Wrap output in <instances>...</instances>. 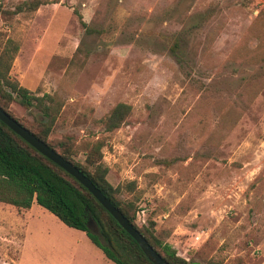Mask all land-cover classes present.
I'll list each match as a JSON object with an SVG mask.
<instances>
[{
	"label": "rangeland",
	"instance_id": "rangeland-1",
	"mask_svg": "<svg viewBox=\"0 0 264 264\" xmlns=\"http://www.w3.org/2000/svg\"><path fill=\"white\" fill-rule=\"evenodd\" d=\"M25 1L0 0V53L10 40V77L60 101L48 138L101 140L106 181L133 182L136 224L185 261L264 264V0H39L12 13ZM118 103L127 121L106 133L98 120ZM74 243L37 205L0 203V264H88Z\"/></svg>",
	"mask_w": 264,
	"mask_h": 264
},
{
	"label": "trees",
	"instance_id": "trees-1",
	"mask_svg": "<svg viewBox=\"0 0 264 264\" xmlns=\"http://www.w3.org/2000/svg\"><path fill=\"white\" fill-rule=\"evenodd\" d=\"M44 4L46 2L39 0L25 1L12 13L24 10L33 12ZM79 21L85 32L91 33L80 19ZM16 51L17 46L7 40L0 53V110L82 173L167 264H197L185 261L177 256L169 245L160 241L154 234L151 222L147 226L136 224L135 203L138 201V195L134 192L135 186L133 182H126L113 188L106 181L107 168L102 162L104 143L101 140L75 144L68 136H62L57 140L48 138L61 103L49 94L41 96L32 94L10 77L9 70ZM12 102H16L24 110L36 111L39 114L38 118L29 123L14 118L8 111ZM129 113L128 105L118 103L98 120V123L104 132L110 133L126 123ZM79 156L82 157L81 161L77 160ZM0 203L17 210H27L32 204L37 205L67 228L84 233L88 241L113 264H151L132 238L117 225L86 189L37 153L1 122ZM205 264L216 262L208 261Z\"/></svg>",
	"mask_w": 264,
	"mask_h": 264
},
{
	"label": "water",
	"instance_id": "water-1",
	"mask_svg": "<svg viewBox=\"0 0 264 264\" xmlns=\"http://www.w3.org/2000/svg\"><path fill=\"white\" fill-rule=\"evenodd\" d=\"M0 122L12 133L18 136L41 156L52 162L80 184L97 203L112 217L117 225L137 244L144 257L151 264H167L162 258L148 245L141 235L134 229L128 221L104 198V196L91 184V182L80 173L69 162L63 160L58 154L49 149L45 144L31 135L26 129L20 126L13 118L4 111L0 110Z\"/></svg>",
	"mask_w": 264,
	"mask_h": 264
},
{
	"label": "crops",
	"instance_id": "crops-1",
	"mask_svg": "<svg viewBox=\"0 0 264 264\" xmlns=\"http://www.w3.org/2000/svg\"><path fill=\"white\" fill-rule=\"evenodd\" d=\"M33 209V204L30 206L29 209L27 210H32ZM72 232L75 233L79 239L80 243H74L75 247H82L84 248V251L86 252L87 258L89 259L88 264H108L111 263L107 259L104 258L100 250H98L96 247H94L86 238L84 233L72 229ZM89 243V244H88ZM113 264V263H112Z\"/></svg>",
	"mask_w": 264,
	"mask_h": 264
}]
</instances>
